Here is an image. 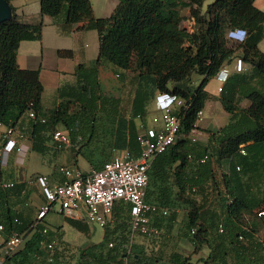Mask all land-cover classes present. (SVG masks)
Masks as SVG:
<instances>
[{"label": "trees", "instance_id": "trees-1", "mask_svg": "<svg viewBox=\"0 0 264 264\" xmlns=\"http://www.w3.org/2000/svg\"><path fill=\"white\" fill-rule=\"evenodd\" d=\"M4 1L9 5L11 17L0 23V123L16 126L29 135L32 150L38 154L46 150L44 136L58 126L68 131L71 142L81 143L87 136L90 141L97 133L95 112L98 106L118 103L117 99L101 93L99 67L108 63L125 71L137 72L139 83L132 102L134 116L144 114L145 104L154 92L175 95L183 101V105L175 107L173 113L180 119L177 137L185 138L178 139L169 151L173 153L177 148L184 149L183 152H177L172 160L179 161L173 173L176 194L189 207L185 215L184 237L194 250L207 247V260H215V253L225 256L233 250L239 256L237 264H264V240L259 243L254 238L256 225H264V215L257 217L258 212L264 213V200L250 203L243 183L245 173L249 169L255 170L252 155H261L264 150V52L258 49L263 33L264 12L255 7V0H120L107 18L93 15L90 0H39L40 16L53 18L64 14L65 23L79 24V28L95 30L98 35L95 65L88 68L78 65L74 73L81 84L77 108L71 107V102L60 103L48 114L41 110L43 87L39 71L22 70L16 61L20 42L40 40L43 23L21 22L11 5L13 0ZM185 9L190 19H193L191 33L182 27L181 11ZM229 28L246 29L249 33L237 49H241V59L249 64L251 71L237 77L230 85L237 97L248 100L249 105L241 109L237 106L238 99L235 101L233 97H225L221 100L224 110L230 115V121L217 134H212V139L218 142L215 151L210 152L214 162L194 164L187 160V155L199 158L209 151L195 149L188 144L186 136L195 129L197 113L209 99L205 86L234 53V49L227 47L224 39L225 31ZM58 54L62 58L72 56L69 50H61ZM196 76L201 78L194 83L193 78ZM30 110L37 117L45 118L46 123L30 119L27 115ZM127 143L130 149L139 147L137 136L131 137L130 131ZM241 148L245 150V156L240 155ZM162 155H157L153 160L149 177L164 174L162 171L166 161L162 162V166L158 162ZM222 160H228V166L221 175L223 192L220 193L214 166ZM188 163L192 164V169L188 173L182 172ZM89 164L99 168L103 162L95 165L89 160ZM261 167L264 170L263 164ZM4 169L0 168V184L4 182ZM21 191V183H14L9 190L0 188V223L4 225L6 233L16 230L28 236L20 253L22 259L16 262L14 256L6 255L1 264H24L28 255L34 251L37 253L38 248H41V237L32 228L33 221L26 222L22 213L9 208L11 196L17 197ZM212 193L219 197L221 210L219 215L214 213L216 217L213 214L209 216V223L204 224L201 219L208 211L198 205L195 197L202 200L204 197L209 198ZM227 197L230 203H227ZM111 219L112 225L107 223L105 229H111L110 240L114 243H110L113 246L108 247L106 252L98 253L88 248L81 252L77 264L123 263L129 240L130 207L116 205ZM69 222L77 227L74 221ZM219 224L223 226V234L217 232L219 242L212 247L208 241V231H217ZM192 229H195L194 234H190ZM240 236L243 240L239 239ZM136 237L131 243L129 264H142L140 255L132 249ZM58 239L60 241L61 237L58 236ZM56 254L57 250L53 255L55 259L58 257ZM155 258L143 264H151ZM183 262L181 264H188V259Z\"/></svg>", "mask_w": 264, "mask_h": 264}, {"label": "crops", "instance_id": "crops-1", "mask_svg": "<svg viewBox=\"0 0 264 264\" xmlns=\"http://www.w3.org/2000/svg\"><path fill=\"white\" fill-rule=\"evenodd\" d=\"M119 1L120 0H90L93 15L96 18L109 17L118 6ZM258 3L263 6L264 0L254 1L255 7L264 12V9L261 8V6H258ZM11 5L15 9L21 22L25 24H35L42 21L43 23L41 39L38 41L20 42L16 56L17 65L20 69L39 71V80L43 87L41 94L42 113L48 114L60 103L67 102H71V107L76 109L77 99L81 93V84L78 82L74 73L78 65L87 68L95 65L98 57L97 32L95 30L81 29L79 28V24L65 23L64 14H60L53 18L49 16H40L39 0H13ZM181 17L183 18L182 23L186 22L191 25L190 17L186 9L181 11ZM184 18H186V20H184ZM89 40L91 43H89ZM263 43L264 24L262 38L258 43V49L261 52H264L261 48ZM61 50L71 51L72 56L70 58L60 57L58 52ZM241 56V49H234L231 58L222 66L224 68V74H221L220 77L214 76L205 86V91L209 94V99L205 102L204 107L201 110L202 115L197 119L195 129L191 131V133H197V136H199L198 142L195 141V139H189L188 143L197 150L201 151L206 149L207 151L212 152L215 151L218 146L217 140L212 139V134H217V132L225 127L230 121V115L222 106L221 100L223 98L233 97L235 101L238 99L237 106L241 109L246 108L249 105L248 100L239 99L233 88L230 87L231 83L237 77L247 75L251 71V67L245 61L243 62L242 70L237 71L236 62L238 59L242 58ZM112 76H114V78H121L122 80L118 85V90L117 88H114L115 85L111 80L113 78ZM200 78L201 77L196 76L195 83L198 82ZM98 79L101 93L107 97L117 99L118 103L116 105L98 106L97 111L95 112V118L97 119V133L94 134L93 138L89 141V137L87 136L83 142L81 141V146L84 145L81 149L76 142H72L70 147L57 149L52 146L50 142V134H47L44 136V146L46 150L43 154H38L32 150V140L29 135L24 133L25 139L20 142L24 146L25 152L19 155L17 154L16 161L14 162L15 165L13 164V166L10 168L8 167V169H17V167L21 166L23 163L24 158H34V154L54 159V173L37 174V176H46L49 183L52 185L59 180V175L56 173V167L59 165L76 166L74 164L77 163L78 156H82L88 164L89 160L92 161V163L105 162L110 159L114 153H120L126 149L129 150L132 156H137L140 151L139 147L136 149H130L127 146L129 131L131 137L135 138L136 136L143 134L145 130L149 128L160 126V123L156 124L153 122L154 118L160 117L156 102V96L159 92H154L151 98L146 102L144 114L141 116H134L132 113V102L139 83L138 73L129 70L125 71L116 68L111 64L103 63L99 67ZM223 79V89L219 92L218 87ZM125 95H128L127 98L129 99V104L126 105L122 103V98L125 97ZM57 129L65 130L63 126H58ZM179 151L183 152L184 149L180 147L173 153H170L169 151L158 159L160 166H162L164 160L166 161V164H164V171H162L164 174L158 177H152V181L149 180L147 199L150 202L167 207L165 205V202L168 200L166 197L167 193L172 195L176 194L177 187L174 183L173 173L175 172V168L178 166L179 161L172 162V160L175 159L174 156ZM248 156L250 157V154ZM252 161L255 170L249 169L243 177L244 190L250 203L264 200V170L261 167V164L264 165V150L262 149L261 155H252ZM6 165L4 168H7ZM227 166L228 160H222L219 164L214 166V174L218 183V191L220 193L223 192L221 175L223 174L222 172L227 171ZM91 169H98V167L96 168L89 164V169L84 172H88ZM191 169L192 164L188 163V165L183 168L182 172L188 173ZM24 173H4L3 180L4 182L22 184L23 191H21L17 197L11 196L9 199V208L11 211L13 210L14 212L22 213L24 220L28 222L29 220L34 221L36 214L42 205H34V202L30 197L33 190L31 187L34 185L39 191L40 188L34 181V183H31L33 185H31L29 183V178H26ZM40 195H42L41 191ZM216 195V193L209 194V198L204 197L202 200L200 198H195L198 205L201 206L202 209L208 211V213L201 219L204 224L209 223L210 220L207 219L209 216L212 214L219 215L220 213L221 209L218 203L219 197H216ZM172 197L173 196H171V198ZM24 198L31 201V212L25 211L23 206L19 205L20 201ZM34 210L37 212L34 213ZM180 215L181 214L177 212L174 215L171 213V215L166 218L154 216L152 222L158 228L159 233L152 237L138 235L135 238L134 248L132 249L135 253L140 255L142 264L149 262L148 260L153 257L156 258L151 264H181L186 259H188V264H237L239 256L233 250L229 251L225 256L223 254L219 255L215 253V260H207L209 251L205 253V251L200 250L197 254L194 253L190 246L191 244L184 237L182 231L183 225H185L187 221L186 216L184 213L183 215ZM61 216L71 226L72 224L69 221H74L77 227H72L76 230L86 236L90 234V229L88 227L89 223L84 219V214H81L80 216L78 215V217H70L68 215ZM108 223H110L111 226L113 220L110 218ZM256 226L257 228L254 238L256 242L261 243L264 240V225L258 224ZM50 228L56 231L57 237L60 236L62 238V234L64 233L61 230L62 228ZM218 238L219 236L215 229H210L208 231V241L210 246L213 247L217 245L219 242ZM166 243H170L172 246L171 250L164 251V244Z\"/></svg>", "mask_w": 264, "mask_h": 264}, {"label": "built area", "instance_id": "built-area-1", "mask_svg": "<svg viewBox=\"0 0 264 264\" xmlns=\"http://www.w3.org/2000/svg\"><path fill=\"white\" fill-rule=\"evenodd\" d=\"M190 29L193 31V19H190ZM237 71L242 70L243 62L238 59L236 62ZM224 74L221 67L216 73V77ZM224 79L221 80L218 91L223 89ZM156 102L161 116L154 118L153 122L160 126L149 128L143 134L137 136L139 154L132 156L129 150H123L103 162L98 169H91L82 172L74 166H59L56 173L59 180L50 184L46 176L35 177V182L40 188L41 194L45 199L32 223V228L40 234L39 247L54 255L60 243L56 231L52 230L46 223L45 218L50 213L78 217L84 214V219L89 224L98 225L102 230L105 229L110 220L113 208L116 205H127L130 207L129 240L126 246V253L123 256L122 264H129L128 255L130 254L131 243L136 235L151 237L159 233L158 228L153 224L154 216L162 218L171 215L168 207L152 203L147 199V189L149 185V172L153 160L157 155L167 153L175 144L177 135L180 131V119L173 113L175 107L183 105V101L175 95L159 93ZM30 119L36 120L41 124L46 123L43 117H37L34 111L27 113ZM202 111L197 113L200 118ZM25 139V134L17 129L16 126L4 125L0 123V168H4L9 156L13 153L22 154L25 152L21 140ZM81 140L80 137L77 138ZM50 142L57 149L70 147L72 145L68 131L55 129L50 133ZM240 155L245 156L243 148L239 151ZM187 160L194 164H203L207 161L214 162V157L207 152L203 156L196 158L187 155ZM238 171L239 168L237 167ZM33 181H30L31 184ZM14 186L13 182H2L0 188L9 190ZM194 191V190H192ZM227 203L230 199L227 197ZM263 211L257 213V217H262ZM16 222V220H15ZM217 232L223 234V226H217ZM192 229L190 234H194ZM6 235L5 250L9 255L25 242V234L10 230L6 233L5 227L0 223V238ZM240 240L243 238L240 236ZM112 243L108 244L111 248Z\"/></svg>", "mask_w": 264, "mask_h": 264}, {"label": "rangeland", "instance_id": "rangeland-1", "mask_svg": "<svg viewBox=\"0 0 264 264\" xmlns=\"http://www.w3.org/2000/svg\"><path fill=\"white\" fill-rule=\"evenodd\" d=\"M258 6H261V8L264 9V5H260L258 3ZM186 20V18H184ZM183 29H190V24H187L186 22L182 23ZM89 43L90 40H89ZM227 47L232 48V49H237L238 44H229L227 43ZM261 48L264 50V43L262 44ZM69 61V60H68ZM113 78L112 83H114V88H117L118 90V85L122 82L121 78ZM193 81L195 83V77L193 78ZM113 89V87H112ZM112 96V95H109ZM128 95H125V97L122 98V103L124 105L129 104V99L127 98ZM161 116V113H160ZM189 136H186L188 139H195V141L198 142L199 136H197V133H190L188 134ZM180 138H185L184 136H178L176 138V142ZM78 146L82 145L81 143H78ZM84 146V145H83ZM81 146V147H83ZM77 147V146H76ZM19 155V154H18ZM17 154H12L9 157L8 163L6 165L7 168L4 169L5 173H24L26 178H29L30 181H34L35 177L37 176L38 173H54V159H49L47 157H42L34 154V158H24L23 163L21 166H16L17 169H8V167H12L14 162L16 161ZM101 162L95 163V165H99ZM15 165V164H14ZM76 168H78L80 171L84 172L89 169V164L86 162V160L82 156H78L77 158V163L74 164ZM61 166V165H59ZM57 166V167H59ZM92 166V165H91ZM56 167V168H57ZM18 171V172H17ZM152 181V177L150 179ZM35 182V181H34ZM33 182V183H34ZM33 185V184H31ZM32 192H31V199L34 202V205H43L45 204V199L43 195H40V191L38 188L34 187V185L31 187ZM171 196H173L171 198ZM167 201L165 202L166 206L169 208L170 213L173 215L175 213H179L181 215H186L188 212V205L184 203L185 201L180 198L177 194L172 195L167 193ZM195 198H199L196 196ZM15 200V199H14ZM30 203L31 201H28L27 198H24L23 200L20 201L19 205H22L25 211H30ZM32 204V203H31ZM13 211V210H12ZM37 212L34 210V213ZM180 215V216H181ZM167 220V219H166ZM45 223L52 227V228H59L61 229L64 233L62 234V238L60 240V243L58 244V254H56L58 257L55 259L53 256L50 255L49 252H47L43 248H38L37 253L34 251L33 254L28 255L26 258V262L24 264H77L80 258V254L82 251L88 249V248H93L96 253L99 251L106 252L108 248V244L112 242L110 238L112 237L111 229L106 228L105 230L102 231V228H100L98 225L95 224H89L88 227L90 229V234L86 236L85 234L81 233L80 231L76 230L73 228L68 222L64 220V218L57 213H50L48 214ZM182 231L185 232V228L183 225ZM105 235H107L105 237ZM184 235V234H183ZM138 236V235H136ZM5 239L6 235H3L0 238V264L4 260V257L7 255L6 250H5ZM28 239V236L25 237V242L22 246H20L18 249L13 251L10 256H14L13 259H16V262L21 260V251ZM114 243V241L112 242ZM193 249L194 253H198V251H205L207 253L209 249L207 247H201L200 249L194 250L193 246L190 245ZM172 246L170 243L164 244V251L171 250ZM203 257V256H201Z\"/></svg>", "mask_w": 264, "mask_h": 264}, {"label": "clouds", "instance_id": "clouds-1", "mask_svg": "<svg viewBox=\"0 0 264 264\" xmlns=\"http://www.w3.org/2000/svg\"><path fill=\"white\" fill-rule=\"evenodd\" d=\"M249 33L242 28H229L225 31L224 39L229 44H241L248 38ZM242 60V59H241ZM242 62H244L242 60ZM237 64V63H236Z\"/></svg>", "mask_w": 264, "mask_h": 264}, {"label": "water", "instance_id": "water-1", "mask_svg": "<svg viewBox=\"0 0 264 264\" xmlns=\"http://www.w3.org/2000/svg\"><path fill=\"white\" fill-rule=\"evenodd\" d=\"M10 17L11 12L9 5L4 0H0V23L9 20Z\"/></svg>", "mask_w": 264, "mask_h": 264}]
</instances>
